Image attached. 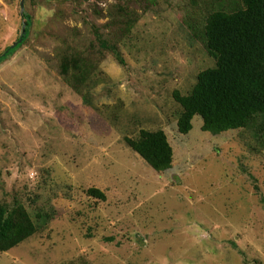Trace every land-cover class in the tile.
<instances>
[{
    "label": "rangeland",
    "instance_id": "374dc122",
    "mask_svg": "<svg viewBox=\"0 0 264 264\" xmlns=\"http://www.w3.org/2000/svg\"><path fill=\"white\" fill-rule=\"evenodd\" d=\"M240 2L0 0V54L21 4L33 20L0 64V206L39 223L0 264H264V141L198 116L183 135L174 97L215 66L209 12ZM159 130L174 151L163 173L127 143Z\"/></svg>",
    "mask_w": 264,
    "mask_h": 264
},
{
    "label": "trees",
    "instance_id": "16d2710c",
    "mask_svg": "<svg viewBox=\"0 0 264 264\" xmlns=\"http://www.w3.org/2000/svg\"><path fill=\"white\" fill-rule=\"evenodd\" d=\"M223 6L209 12L201 34L215 66L199 73L188 95L175 93L182 108L178 129L188 134L198 116L205 132L219 135L247 129L255 139L264 141V0H241L228 9ZM119 9L126 12L123 7ZM21 17V36L0 54V64L21 49L29 37L32 17L23 9ZM130 25L125 31L131 30ZM94 31L100 47L116 52L119 61L124 62L116 45L106 41L97 28ZM81 75L79 72L75 76ZM127 143L155 171L163 173L173 167L174 151L164 131H142ZM90 193L105 199L95 189ZM38 224L24 207L1 205L0 252H8L31 238Z\"/></svg>",
    "mask_w": 264,
    "mask_h": 264
},
{
    "label": "water",
    "instance_id": "95a60500",
    "mask_svg": "<svg viewBox=\"0 0 264 264\" xmlns=\"http://www.w3.org/2000/svg\"><path fill=\"white\" fill-rule=\"evenodd\" d=\"M21 7H22V9H23V4H21Z\"/></svg>",
    "mask_w": 264,
    "mask_h": 264
}]
</instances>
